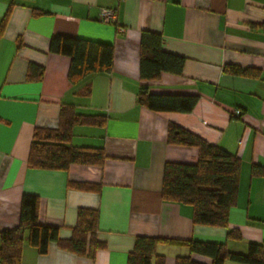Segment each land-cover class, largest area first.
<instances>
[{"label":"crops","instance_id":"obj_1","mask_svg":"<svg viewBox=\"0 0 264 264\" xmlns=\"http://www.w3.org/2000/svg\"><path fill=\"white\" fill-rule=\"evenodd\" d=\"M101 7L116 10V23L100 19ZM4 17L0 231L18 225L22 194L33 193L39 197V221L59 226L63 239L71 235L79 206L97 208V238L104 243L92 255L73 253L55 242L39 254L24 243L20 264H126L137 235L222 242L241 253L250 241L264 245V173H252L255 165L264 167V0H0V21ZM143 30L159 32L162 48L184 58L181 73L140 78ZM53 34L112 43V71L72 85L69 56L49 51ZM30 62L43 66L40 78H27ZM227 64L256 74L228 72ZM143 85L152 93L194 94L197 101L187 112L154 111L137 101ZM62 104L105 114L102 125H75L71 139L74 145L103 147L107 157L101 167L27 165L34 128L56 127ZM169 123L239 158L237 199L228 217L240 239H227L223 227L194 223L190 205L162 199L164 162L198 159L196 147L167 141ZM69 180L91 182L97 189L72 187ZM156 251L165 255V264H174L178 255L211 263V257L185 244L159 243Z\"/></svg>","mask_w":264,"mask_h":264},{"label":"trees","instance_id":"obj_2","mask_svg":"<svg viewBox=\"0 0 264 264\" xmlns=\"http://www.w3.org/2000/svg\"><path fill=\"white\" fill-rule=\"evenodd\" d=\"M5 17L0 21V31ZM49 51L69 56L68 79L77 87L94 73H110L113 67L112 43L90 40L68 34H53ZM184 58L162 48L159 32L143 30L139 41V75L142 80L157 78L161 72L181 73ZM224 70L241 75L256 74L250 68L227 64ZM42 65L30 62L27 78L42 76ZM137 101L154 111H190L196 101L194 94L152 93L147 85L137 92ZM105 114L78 112L73 105L62 104L56 127L34 128L30 142L27 165L43 169L67 170L71 164L101 167L107 154L101 146H78L71 142L77 124L102 125ZM167 141L176 145L193 146L198 150L194 163L165 161L162 172L161 197L165 201L188 204L192 207V220L196 224L223 227L227 239H240L235 228L229 227V210L236 203L239 182V158L219 145L209 142L197 133L169 123ZM253 174L264 173V167L255 165ZM79 189H97L87 181H68ZM39 197L23 193L19 207L18 225L0 231V264H20L24 243L33 246L39 254L47 252L50 242L79 255H92L103 246L98 240L97 208L79 206L76 224L69 238L59 236V226L43 224L38 218ZM26 231V233H25ZM159 243H180L190 251L211 257L210 264H224L231 260L243 264H264V245L250 241L245 253L227 249L225 243L180 240L160 236L137 235L127 254L126 264H165V255L156 251ZM174 264H206L190 255H178Z\"/></svg>","mask_w":264,"mask_h":264},{"label":"built area","instance_id":"obj_3","mask_svg":"<svg viewBox=\"0 0 264 264\" xmlns=\"http://www.w3.org/2000/svg\"><path fill=\"white\" fill-rule=\"evenodd\" d=\"M116 10L112 7H101L100 8V19L104 22L116 23ZM122 27H120L121 29ZM237 111V110H235Z\"/></svg>","mask_w":264,"mask_h":264}]
</instances>
